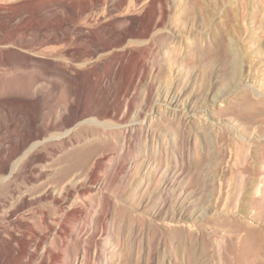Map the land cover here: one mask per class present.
<instances>
[{
  "label": "bare ground",
  "instance_id": "6f19581e",
  "mask_svg": "<svg viewBox=\"0 0 264 264\" xmlns=\"http://www.w3.org/2000/svg\"><path fill=\"white\" fill-rule=\"evenodd\" d=\"M166 8L165 0H0V264H111L116 260L111 237L118 224L107 223L113 207L108 193L120 190L118 181L135 166L131 140L140 138L142 119L155 105L151 106L153 88L147 85L141 105L134 107L133 80L137 77L140 83L148 76L145 62L166 23ZM188 16L184 3L181 45L191 35ZM219 36L215 55L221 54L219 58L234 66L237 60L225 53ZM136 46L138 52L133 53ZM212 54L207 52L209 57ZM186 57L181 60L185 66ZM234 68H226L229 76L236 75L238 68ZM252 70L262 74L264 83V63ZM104 79L123 81L124 88L103 94L100 82ZM251 88L234 90L237 95L229 96L230 104L219 110L221 114L230 110L243 129L264 122V86L260 91ZM241 102L255 109L240 114L236 109ZM106 179L108 193L103 187ZM142 185L133 179L126 196L130 199L142 192ZM97 191L102 192L101 208L94 204L98 199H92ZM168 192L179 196L175 188ZM162 194L156 192L152 201L162 205ZM157 224L165 230L169 222Z\"/></svg>",
  "mask_w": 264,
  "mask_h": 264
},
{
  "label": "rangeland",
  "instance_id": "374dc122",
  "mask_svg": "<svg viewBox=\"0 0 264 264\" xmlns=\"http://www.w3.org/2000/svg\"><path fill=\"white\" fill-rule=\"evenodd\" d=\"M183 1L165 0L168 20H165L164 27L151 43L150 59L145 62L148 76L143 80L144 84L143 81L138 83L137 77L133 80L137 94L134 107L141 105L147 85L153 88L151 106L155 104L142 119L140 138H131L132 143L138 141L137 146L133 143L135 149L132 145L131 151L136 158L135 166L130 170V177L118 181L117 189L120 190L109 192V181H104V190L109 192L113 201L108 215V219H112L107 223L110 221V227L118 224L114 225L118 226L116 232L121 231L115 232L121 239L117 241H123L121 245L116 241L118 238L115 234L111 237L117 260L111 264H118V261L121 264H146L150 258L153 261L150 260L149 264H264V122L247 130L230 116V110L219 113L220 108L230 104L232 98L229 96L234 98L237 95L234 90L245 86L260 91L264 86L261 79L263 72L259 75L252 70L262 67L264 63V0ZM184 3L187 16H190L187 22L191 35L185 41L187 44L190 42L189 46L186 43L181 45L185 25L181 7ZM194 19L198 22V28ZM217 35L223 40L225 53L229 52L237 60L234 66L219 58L221 54L215 55L213 47ZM136 50L138 52L137 46L132 49L133 53ZM210 51L212 57L207 55ZM185 54L186 66L183 61L181 63ZM234 67L238 68L236 75L229 76V71ZM240 72L239 79L237 76ZM104 81L100 82L103 94H116V91L124 88L123 81ZM252 109L255 107L241 102L236 111L244 114ZM133 179H139L143 188L142 192L129 199L126 195L132 188ZM170 188H175L179 196L173 194L174 197H171L172 193L168 192ZM156 192H163L161 198L165 202L162 205L152 201ZM95 193L92 199H98L94 204L101 208L102 192ZM116 210H119V215ZM143 214L150 218H145ZM143 218L149 219L148 227ZM112 220H116L115 223ZM162 221L169 222L165 230L157 224ZM173 222L177 225L170 224ZM143 224L146 228H143ZM128 238L133 239L129 241ZM125 244H130V247ZM130 248V251L134 248L132 252Z\"/></svg>",
  "mask_w": 264,
  "mask_h": 264
}]
</instances>
